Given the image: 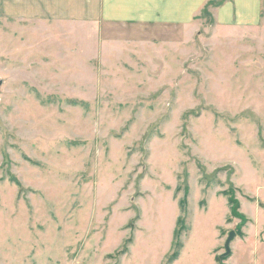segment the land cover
<instances>
[{
	"label": "rangeland",
	"instance_id": "obj_1",
	"mask_svg": "<svg viewBox=\"0 0 264 264\" xmlns=\"http://www.w3.org/2000/svg\"><path fill=\"white\" fill-rule=\"evenodd\" d=\"M262 2L258 27L213 32V0L193 39L153 45L0 22V264L242 261L264 217Z\"/></svg>",
	"mask_w": 264,
	"mask_h": 264
},
{
	"label": "crops",
	"instance_id": "obj_2",
	"mask_svg": "<svg viewBox=\"0 0 264 264\" xmlns=\"http://www.w3.org/2000/svg\"><path fill=\"white\" fill-rule=\"evenodd\" d=\"M210 1L213 0H0V22H77L105 27L124 24L122 27H129L133 39L124 35L113 38L153 45V38L161 33L193 39L204 26L200 13ZM216 1L221 4L211 10L213 32L262 24L263 0ZM244 242V249L237 256H243V260H231V264H264V217L251 224Z\"/></svg>",
	"mask_w": 264,
	"mask_h": 264
},
{
	"label": "water",
	"instance_id": "obj_3",
	"mask_svg": "<svg viewBox=\"0 0 264 264\" xmlns=\"http://www.w3.org/2000/svg\"><path fill=\"white\" fill-rule=\"evenodd\" d=\"M2 81L0 80V87H1ZM235 236V232L234 231H230L228 233V236L224 242V249H225V253L224 254H229L230 253V243L233 239V237Z\"/></svg>",
	"mask_w": 264,
	"mask_h": 264
}]
</instances>
